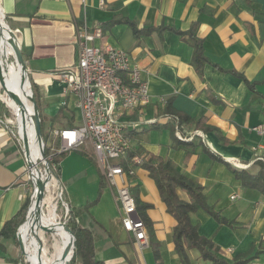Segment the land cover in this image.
Wrapping results in <instances>:
<instances>
[{"label": "crops", "instance_id": "0c3cea01", "mask_svg": "<svg viewBox=\"0 0 264 264\" xmlns=\"http://www.w3.org/2000/svg\"><path fill=\"white\" fill-rule=\"evenodd\" d=\"M0 8L7 23L1 11L0 22L2 18L16 35L25 65L32 73L44 119H52L65 100L67 114L74 115V126L81 122L74 100L65 96L63 83L51 73L75 64L79 25L103 26L115 16L134 20L141 28L163 25L188 30L196 22V33L203 39L210 61L202 72L192 63L191 44L172 31L138 38L129 25L118 24L104 33L102 42L129 53L144 71L149 86L151 104L132 114L133 119L141 121L131 130L135 134L133 148L169 158L177 171L203 185L211 206L235 221L237 227L231 228L202 209L190 214L199 233L212 238L226 259L232 260L264 239V195L243 187L228 167L238 164L242 167L235 168L255 174L257 162L264 163V132L252 130L264 125V0H0ZM6 34L11 40L9 30ZM231 70L243 74L255 89ZM28 95L34 98L31 90ZM171 98L174 109L191 117H205L210 127L206 132L194 125L180 127L186 137L196 131L204 134L203 139L194 135L196 146L188 160V148L173 145L170 128L164 127L174 122L176 128V122L158 116ZM17 139L0 123V230L29 196L26 161ZM74 150L80 156H66L59 179L72 207L98 199L78 218L79 224L93 234L97 259L105 264H156L151 247L141 250L124 230L112 190L105 182L101 188L103 176L92 146ZM210 154L224 161L214 160ZM93 164L98 167L96 178L92 176ZM67 169L71 172L68 170L65 177ZM90 176L93 187L87 189ZM94 184L96 191L90 193ZM136 185L140 200L152 204L146 210L150 222L147 232L159 242L162 264H181L173 242L176 222L161 200L155 181L137 168L133 187ZM178 194L185 203L190 202L185 191L179 189ZM235 195L237 198L232 199ZM21 253L18 239L0 240V264H20ZM188 254L191 264H210L195 249ZM77 261L81 264L80 259ZM253 264H264V253Z\"/></svg>", "mask_w": 264, "mask_h": 264}, {"label": "built area", "instance_id": "2783aa9c", "mask_svg": "<svg viewBox=\"0 0 264 264\" xmlns=\"http://www.w3.org/2000/svg\"><path fill=\"white\" fill-rule=\"evenodd\" d=\"M3 19L5 20L4 14ZM7 26L8 30H11L8 24ZM103 37L104 32L101 26L79 25L76 32L77 60L75 64L51 73L52 78L63 83L65 96L74 100L75 108L81 117V122L78 125L55 128L49 132L59 140V148L52 147V153L46 156L44 142L42 146L38 142L39 156L32 162L30 144L28 155L18 125L16 132L12 131V134L17 136L26 161L24 176L28 182L30 204L35 199L38 183L42 182L45 186V194L40 208L44 212V204H46L47 196L53 188L52 210L56 213L57 222L63 227L66 225L70 206L64 199V187L60 186L61 181L53 171V155L55 152H69L91 145L104 182L114 194L124 230L129 233L139 248L144 250L149 247L147 226L137 211L132 193L136 168L126 170L122 162L126 159L128 151L133 148V140L128 134L141 123L140 120L133 119L132 114L149 106L151 95L142 68L134 63L126 51L102 42ZM28 72L31 71L28 69ZM3 92L5 93V91ZM5 95L7 94L5 93ZM4 99L3 97L2 100ZM62 104L67 106L65 100ZM165 117H171L176 122L175 134L180 140L192 141L194 135L204 138L201 131H196L195 134L188 137L184 136L179 126V119L172 116ZM252 130L259 134L263 133L264 125L259 124ZM41 148L44 151V157ZM133 160L138 164L141 163V159L138 157ZM234 166L242 167L238 164H234ZM236 198V195L232 196V199ZM29 207L26 218L28 212L30 215ZM57 211L61 212V216L57 217ZM26 218L16 233L18 242L19 240L23 242L22 253L26 254V258L23 256L20 264L29 262L26 241L23 237ZM31 235L37 237L36 234L30 233L28 237L31 239ZM73 251H75L74 248ZM73 251L71 249V258L74 255ZM229 252L231 249L227 253Z\"/></svg>", "mask_w": 264, "mask_h": 264}, {"label": "trees", "instance_id": "16d2710c", "mask_svg": "<svg viewBox=\"0 0 264 264\" xmlns=\"http://www.w3.org/2000/svg\"><path fill=\"white\" fill-rule=\"evenodd\" d=\"M118 24L129 25L133 31V34L136 37H141L143 35H150L154 32L162 33L164 31H172L179 35L181 39L189 42L193 47V56L192 63L195 66L196 70L199 72L203 71L204 66L207 63H210L209 59L205 56L204 51V41L200 38L197 33V23L191 24L188 30H181L169 26H156V27H144L141 28L134 20H131L127 17L115 16L110 21L101 25L103 32L110 30L112 27ZM219 69H222L219 67ZM233 74L243 78L250 89H255V84L250 82L243 74L231 70ZM35 98L38 101V90L36 85L34 86ZM173 99H168L160 110L158 116H172L179 119V126L194 125L195 129L209 131L210 127L206 124L205 117L196 118L191 117L188 114L177 111L173 107ZM7 108L5 104L0 101V123L7 127L11 132H16V127L10 126L6 122L7 118ZM68 118V126H74V115L71 113L67 114L66 106H63L59 109L58 113L52 117L51 124L55 121ZM44 117L41 116V125L43 132V139L47 142V136L44 135ZM156 126V125H155ZM164 127L170 128L171 136L173 140V145L179 146L184 145L188 148L186 160L194 153V148L196 144L193 141H184L180 140L175 134V123L166 124ZM131 138L135 136L134 132L131 131L128 134ZM58 146L60 144L59 140L56 141ZM53 146L46 145L45 155L49 156L52 151ZM59 148V147H58ZM56 148V149H58ZM68 152H55L52 158L53 171L56 173L58 178H60L61 167L60 163L63 158L67 156ZM211 158L218 161H224L221 158H218L210 154ZM140 158L141 163L134 162V158ZM258 172L253 174L245 169H237L232 165L228 164L231 172L234 174L235 178L241 182L243 187L252 188L258 190L264 195V163L257 162ZM122 165L126 170L141 168L146 171L147 174L155 181L157 188L159 190L161 200L166 205L167 211L175 219V226L173 229V242L174 249L178 255L181 264H191L190 256L188 250L195 249L199 252L201 259L208 261L210 264H253V261L258 259L261 254L264 253V248L262 247L264 239L262 238L257 244H255L249 251L245 253L238 254L232 260H228L223 256L221 248L215 243L212 238L203 236L199 233V228L191 220L190 214L202 209L210 214L219 224L227 225L231 228H236V223L234 220L226 218L221 211L216 210L211 206L204 194V187L199 182L192 181L187 178L185 175L177 171L169 158H164L153 153L145 152L142 149L131 148L128 151L126 159L123 160ZM101 188L104 187V181L101 179ZM183 190L187 193L190 202L185 203L180 199L178 190ZM132 193L136 202L137 211L144 221L145 225L150 229V222L146 215V210L149 209L152 204L144 203L140 200L139 197V187L138 185L132 187ZM64 199L67 201L66 196ZM68 202V201H67ZM98 199L88 202L84 206L72 207L70 204L68 219L66 225L71 229L75 238L76 246L72 262L70 264H77V260H81V264H105L103 261L98 260L95 254V243L92 232L82 227L78 218L87 212L91 206L96 204ZM69 203V202H68ZM30 205V198L27 197L23 204L21 205L19 211L8 220L2 229L0 230V240L9 239L17 240V229L25 221L28 207ZM69 236L73 239V236L68 233ZM149 246L153 251V255L156 261V264H162L160 246L159 242H155L152 232H149ZM22 255V253H21ZM69 264V263H68Z\"/></svg>", "mask_w": 264, "mask_h": 264}, {"label": "bare ground", "instance_id": "6f19581e", "mask_svg": "<svg viewBox=\"0 0 264 264\" xmlns=\"http://www.w3.org/2000/svg\"><path fill=\"white\" fill-rule=\"evenodd\" d=\"M5 31L8 32V28L6 27V25L0 22V53L14 57V51L11 45V40L9 39ZM17 68L18 70L16 73H13L15 71L9 72L7 76L3 75V73L5 72L3 68H0V71L1 75L3 76L4 86L8 88L13 94L18 96V98L21 100V106H23L24 108L18 109L19 104L15 102L12 98L7 99L5 101H7V104L11 107L14 115L17 117L19 126L21 124L20 128L23 130V137H26L29 140L31 150V161L34 162L35 159L39 156L40 147L37 141L33 117L29 116L28 112L25 110H28L33 105V99L30 95H28V91L30 90V82L27 78L28 71H24L23 67L19 62H17ZM10 84H12V88L10 87ZM41 221H43L44 223ZM32 222H34V227H32L33 230H31L30 228ZM40 222L43 223L48 230H50L48 227L52 228L55 233L54 240L56 241L55 248L57 249V254L54 258H45L43 256L44 254L42 255L38 251V246L35 243V239H31V237H28L32 231L36 232L35 230L38 228ZM23 237L26 241V253L31 264H34V262L36 264L69 263L72 252L70 251L67 256L65 255V252L71 246L72 238L67 234L64 227L57 222L56 213H54V210H52L49 214H45L41 211V208L39 206L33 203L29 215V222L26 223L23 227ZM34 248H36V250Z\"/></svg>", "mask_w": 264, "mask_h": 264}, {"label": "rangeland", "instance_id": "374dc122", "mask_svg": "<svg viewBox=\"0 0 264 264\" xmlns=\"http://www.w3.org/2000/svg\"><path fill=\"white\" fill-rule=\"evenodd\" d=\"M3 20H2V18H1V22H2ZM6 21V20H5ZM3 23V22H2ZM7 23V22H6ZM5 62V63H4ZM5 64V65H4ZM0 68H3L4 69V73H3V75L4 76H7L8 74H9V72H13V71H15V72H13V73H16L17 72V70H18V68H17V61H16V59H15V57H13V56H10V55H4L3 53H0ZM26 71H28V68H27V66H26ZM8 72V73H7ZM31 72H28V75H27V78H28V80H29V82H30V85H29V88H30V90H31V94H34V97H35V90H34V86H35V84H34V82H33V79H32V77H31ZM13 85H14V82H13ZM10 87L12 88V84H10ZM6 88V87H5ZM8 91H10L8 88H6ZM4 91V89H3V87H2V85L0 84V101H2L4 104H5V106H6V108H7V118H6V122L10 125V126H13V127H16L17 128V125H18V128H19V130H20V133H21V135L23 136V130L20 128V126H21V124H20V126H19V123H18V121H17V117L14 115V113H13V110L11 109V107L7 104V101L5 102V100H7V99H10V97L9 96H7V95H5V93L3 92ZM11 92V91H10ZM6 98V99H4V100H2V98ZM36 99V98H35ZM36 106H37V108H38V111H39V115H40V118H41V116L43 117V114H42V110H41V106H40V104H39V102H40V100H36ZM19 108H23L22 106H21V104H19V106H18V109ZM27 112H28V114L31 116V115H33L34 114V112H36V110H35V107L33 106L32 107V110H27V109H25ZM76 111H77V109H75ZM77 114V119L78 120H80V113H79V111H77L76 112ZM51 118H49V119H47L46 118V120L44 121V128H45V134L44 135H46L47 136V142L45 141V139H43V141H44V145H45V148H46V145H47V148H48V146L50 145V146H53L54 148H58L59 146H58V143L56 142L58 139H55L53 136H52V134L51 133H49V132H51V130H53V129H55V128H61V127H68V120H67V118H65V119H60V120H57V121H55L53 124H51V120H50ZM51 151H52V149H51ZM71 154H74V155H79L80 156V152L79 151H77V150H71V151H69L68 153H67V157L68 156H70ZM54 156V155H53ZM66 158V157H65ZM65 158H63L62 160H61V163L64 161V159ZM69 161H71V159H68ZM61 163H60V165H61ZM71 165H73V160L71 161ZM70 165V166H71ZM94 165V164H93ZM97 165H94V166H91L92 167V170H93V173H94V175H92L93 177H97V173H98V167H96ZM70 168V167H69ZM137 169V168H136ZM61 170H62V168H61ZM68 170L71 172V169H67V170H65L64 171V173H63V176H69V174H68ZM63 172V171H62ZM60 180V179H59ZM90 180H91V176H90V178L88 179V182H89V186H85L87 189L89 188V187H91V185H92V187H93V184H91V182H90ZM60 183V182H59ZM60 186H62V184H60ZM95 184H94V189H89V192L91 193H93V191H94V193H95V191H96V189H95ZM71 188V191H73V189H72V187H70ZM52 190H54L53 188H51V192L49 193V195L47 196V202H46V204H44V212H45V214H49L50 212H51V210L53 209V203H52V196L54 195L53 194V191ZM64 197H65V194H64ZM95 197H96V195H95ZM52 207V208H51ZM51 208V209H50ZM31 209H32V206H31ZM31 209H30V211H31ZM50 211V212H49ZM59 216H61V212L60 211H57V217H59ZM41 222H43V221H41ZM40 222V224L38 225V228L35 230L36 232H31L32 234H36L37 235V237L39 236L40 237V239H39V237H38V239H37V237H35V236H33V235H31L32 236V238H34L35 239V243L37 244V249H38V251L45 257V258H47V259H49V258H54L55 256H56V254H57V249L55 248V233H54V231L52 230V228H50V227H48L51 231H42V229H41V226H45L43 223H41ZM62 222V224L64 223L63 222V220L61 221ZM32 225L30 226V228H31V230H33L32 229V227H34V222H32L31 223ZM46 227V226H45ZM65 229V228H64ZM55 230V229H54ZM66 231V230H65ZM67 232V231H66ZM53 233V234H52ZM34 234V235H35ZM67 234H68V232H67ZM69 235V234H68ZM63 239V238H62ZM27 246V245H26ZM41 246V247H40ZM28 248V247H27ZM42 248V249H41ZM35 250H36V248H34ZM74 254V253H73ZM24 256V258H26V254L25 253H22V257ZM72 258H73V256H72ZM72 258H70V260H69V264L72 262ZM25 264H30L29 262H25ZM34 264H36L35 262H34ZM77 264H80L78 261H77Z\"/></svg>", "mask_w": 264, "mask_h": 264}, {"label": "water", "instance_id": "95a60500", "mask_svg": "<svg viewBox=\"0 0 264 264\" xmlns=\"http://www.w3.org/2000/svg\"><path fill=\"white\" fill-rule=\"evenodd\" d=\"M10 36H11V45L13 47V51H14V55H15V59L17 62H19L21 64V66L23 67L24 71H26V65H25V61H24V57H23V53L20 49V46L17 42V37L16 35L13 33V31L9 30ZM0 84L2 85L5 93L7 94V96H9L10 98H12L15 102H17L18 104H21V100L18 98V96H16L15 94H13L12 92L8 91L5 86H4V80H3V76L1 75V71H0ZM36 99L35 97L33 98V104L35 107L36 112H34L33 114V123H34V127L36 130V135H37V140L39 142V144L42 146L43 144V132H42V125H41V118L39 115V111L38 108L36 106ZM23 142H24V146L26 149V153L29 155V142L28 139L26 137H23ZM42 149V148H41ZM42 156L44 157V151L43 149L41 150ZM44 194H45V186L44 184L41 182L38 183L37 185V189H36V196L34 201L31 202L29 210L31 209V206L33 205V203H35L37 206L40 207V204L44 198ZM29 222V212L26 218V223ZM65 230L70 233L74 239L72 241L71 246L66 250L65 255L67 256L68 253L71 251H73V248L75 249L76 246V238L73 234V232L71 231V229L67 226L64 225ZM41 229L44 231H49L47 229V227L45 226H41ZM35 234V233H34ZM20 246H21V251H23V242L21 240H19ZM41 247V246H40ZM74 252V251H73Z\"/></svg>", "mask_w": 264, "mask_h": 264}]
</instances>
